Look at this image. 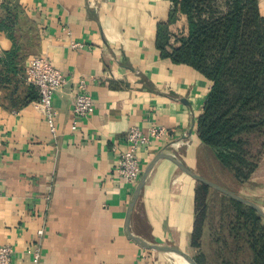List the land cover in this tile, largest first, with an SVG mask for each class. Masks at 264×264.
I'll list each match as a JSON object with an SVG mask.
<instances>
[{"label": "crops", "instance_id": "0c3cea01", "mask_svg": "<svg viewBox=\"0 0 264 264\" xmlns=\"http://www.w3.org/2000/svg\"><path fill=\"white\" fill-rule=\"evenodd\" d=\"M2 4L16 13L13 40L0 27V55L14 43L20 48L17 94L27 93L31 55H42L66 78L52 97L54 135L34 101L19 106L0 89V245L13 249V264H33V248L37 264H176L175 254L142 247L130 235L193 259L197 185L171 154L207 179L218 169L225 189L264 201V152L239 182L198 141L196 122L211 82L160 56L156 30L166 22L168 0H0L5 22ZM259 7L264 16V0ZM80 80L94 109L75 118ZM157 125L168 134L138 150L141 174L161 154L129 214L141 174L131 184L117 175L125 134L131 126L146 134Z\"/></svg>", "mask_w": 264, "mask_h": 264}, {"label": "trees", "instance_id": "16d2710c", "mask_svg": "<svg viewBox=\"0 0 264 264\" xmlns=\"http://www.w3.org/2000/svg\"><path fill=\"white\" fill-rule=\"evenodd\" d=\"M168 1L166 22L157 25L156 48L162 58L188 65L211 82L196 122L198 141L235 180L245 182L264 152V16L259 0ZM2 8L6 18L0 20V27L9 30L13 40L16 13L5 4ZM177 21L181 27L170 32L169 26ZM19 50L14 43L0 55V89L4 98L23 106L37 100L38 94L29 84L24 97L17 94L14 76L21 71L16 62ZM255 145L259 150L253 153ZM197 188L192 247L201 230ZM218 194L233 215L226 237L214 252V264H264V218L254 208ZM223 249L232 257L229 263ZM194 260L202 264L198 257Z\"/></svg>", "mask_w": 264, "mask_h": 264}, {"label": "built area", "instance_id": "2783aa9c", "mask_svg": "<svg viewBox=\"0 0 264 264\" xmlns=\"http://www.w3.org/2000/svg\"><path fill=\"white\" fill-rule=\"evenodd\" d=\"M74 48H80L79 43H72ZM25 81L32 85L38 94V99L33 104L41 111L48 131L55 134L56 112L52 104L53 94L66 83V78L59 69L52 66L42 55H31L27 58L25 66ZM94 106L83 80L78 83V92L72 102V112L75 118H84L93 112ZM76 130V122L71 126ZM168 134L166 128L161 125L152 126L146 134L138 127L131 126L125 134L126 147L121 151L117 166V175L125 184H131L138 180L142 169L139 162L138 150L147 145L151 139H162ZM41 234L42 231L37 232ZM32 263L37 264L39 252L37 248L31 251ZM13 249L9 245H0V264L12 263Z\"/></svg>", "mask_w": 264, "mask_h": 264}, {"label": "rangeland", "instance_id": "374dc122", "mask_svg": "<svg viewBox=\"0 0 264 264\" xmlns=\"http://www.w3.org/2000/svg\"><path fill=\"white\" fill-rule=\"evenodd\" d=\"M181 27V22L177 23L175 28ZM174 28V32L177 29ZM252 152L254 153L256 150H259L258 146L252 147ZM218 169L213 168V171L210 174V178L208 179L211 182L216 183L221 187H226L224 184H228V182L224 179L223 174L221 171H217ZM226 175V174H224ZM201 176V175H200ZM203 177V176H202ZM226 177V176H225ZM205 178V177H204ZM207 179V178H206ZM195 181V180H194ZM197 188V202H198V228L200 230V237L198 238L197 242L195 243L194 249H190V254L193 257H198L202 260V264H214L215 254L214 252L217 250L218 245L222 243V239L226 237V227L229 221L232 220V210L231 207L227 204L225 205L223 200L219 197L221 193L216 189H213L206 185L209 188H203L199 186L200 183L195 181ZM260 206L264 207V201H252ZM259 202V203H258ZM199 236V233L196 237ZM222 252L226 253V260L229 263L231 258L230 255L227 254L226 250L223 249ZM195 264L196 261L194 260ZM233 264V263H230ZM238 264V263H234Z\"/></svg>", "mask_w": 264, "mask_h": 264}, {"label": "water", "instance_id": "95a60500", "mask_svg": "<svg viewBox=\"0 0 264 264\" xmlns=\"http://www.w3.org/2000/svg\"><path fill=\"white\" fill-rule=\"evenodd\" d=\"M161 154V153H160ZM159 154V155H160ZM159 155H157V157H155L151 163L144 169L143 173L141 174V177L136 185V188H135V191H134V195H133V199H132V202L130 204V207H129V214H130V211L132 210V207H133V204L135 202V199L137 197V194L140 190V188L143 186L144 182H145V179L147 177V175L149 174L150 172V169L152 168L154 162L157 160V158L159 157ZM169 157L178 165V167H180V169L186 173L187 175H189L193 180L195 181H198L200 183H203L205 185H208L209 187L213 188V189H216L217 191L221 192L222 194H225L227 196H229L230 198L234 199V200H237L241 203H244L252 208H254L257 213L264 218V207L260 206L259 204L255 203V202H252L242 196H239L237 194H234L230 191H228L227 189L217 185L216 183L214 182H211L209 181L208 179L194 173L193 171H191L190 169L186 168L182 162L177 159L174 155H169ZM129 234V233H128ZM130 235V234H129ZM130 238L132 240H134L137 244H139L140 246L142 247H145V248H148V249H155V250H159V251H168V252H171L179 257H181L182 259H184L188 264H195L194 260L189 257L187 254L183 253L182 251H180L179 249L175 248V247H164V246H159V245H153V244H149V243H146V242H143L141 241L140 239L136 238L135 236L133 235H130Z\"/></svg>", "mask_w": 264, "mask_h": 264}, {"label": "bare ground", "instance_id": "6f19581e", "mask_svg": "<svg viewBox=\"0 0 264 264\" xmlns=\"http://www.w3.org/2000/svg\"><path fill=\"white\" fill-rule=\"evenodd\" d=\"M174 257H175V263H176V264H179V262L177 261L179 256L174 255ZM179 258H181V257H179ZM181 259H182V258H181ZM182 260L184 261V259H182Z\"/></svg>", "mask_w": 264, "mask_h": 264}]
</instances>
